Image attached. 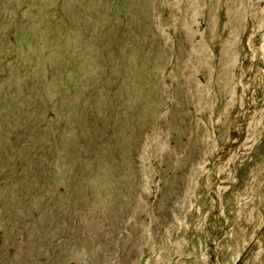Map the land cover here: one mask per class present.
Wrapping results in <instances>:
<instances>
[{"label": "rangeland", "instance_id": "1", "mask_svg": "<svg viewBox=\"0 0 264 264\" xmlns=\"http://www.w3.org/2000/svg\"><path fill=\"white\" fill-rule=\"evenodd\" d=\"M0 264H264V0H0Z\"/></svg>", "mask_w": 264, "mask_h": 264}]
</instances>
